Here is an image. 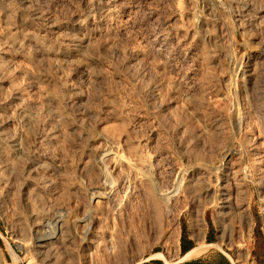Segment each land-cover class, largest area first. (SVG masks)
Instances as JSON below:
<instances>
[{
	"label": "rangeland",
	"instance_id": "374dc122",
	"mask_svg": "<svg viewBox=\"0 0 264 264\" xmlns=\"http://www.w3.org/2000/svg\"><path fill=\"white\" fill-rule=\"evenodd\" d=\"M263 49L264 0H0V264H264Z\"/></svg>",
	"mask_w": 264,
	"mask_h": 264
},
{
	"label": "bare ground",
	"instance_id": "6f19581e",
	"mask_svg": "<svg viewBox=\"0 0 264 264\" xmlns=\"http://www.w3.org/2000/svg\"><path fill=\"white\" fill-rule=\"evenodd\" d=\"M109 14V13H108ZM111 14V13H110ZM111 16V15H110ZM263 54H264V49H263ZM235 89H237V88H235ZM238 91V90H237ZM235 96V95H234ZM236 97H237V95H236ZM235 102V101H234ZM236 103V102H235ZM238 103V102H237ZM236 105V104H235ZM237 106H239V105H237ZM236 109V108H235ZM232 119H233V124L235 125V127H237V128H239L241 125H242V123H243V119H244V116H242L241 115V113H239V112H237V111H234V113H233V116H232ZM114 148V147H113ZM112 147H103V149H101L99 152H97L98 154H97V160L99 161V162H101L100 163V165H102L103 163H105V165H106V161H107V163L110 165V166H108V167H112V168H123V167H125V166H127L129 169H132V170H130V171H133V169L135 170L134 172H135V176L137 175V173H138V176L140 175V178H141V176L144 178H146V176H148L147 175V172H146V170L147 169H142L141 168V166H142V164H144V162L143 163H141V166H139L138 164H136V163H139V162H135V160H137L136 158H134V162L132 161V160H130L129 158H124V156H121V154L119 155L118 154V152H117V150L115 151V149H113ZM116 149H117V147H116ZM227 154V153H226ZM225 154V155H226ZM224 155V156H225ZM142 157V156H141ZM145 158H148V157H145ZM132 159V158H131ZM141 159V158H140ZM143 159V158H142ZM92 161V160H91ZM143 161V160H142ZM107 164V165H108ZM104 165V164H103ZM102 165V166H103ZM107 167V166H106ZM126 167V169H128ZM142 167H145L146 168V164L144 165V166H142ZM104 168V167H103ZM148 168V167H147ZM101 169V168H100ZM106 169V168H105ZM105 169L103 170L102 169V173H101V175H100V179H99V181H100V183L102 184V185H104V186H108V185H110L111 184V177H110V175L112 174L111 172H112V170L111 171H109V173H111L110 175H109V173L108 172H106L105 171ZM110 170L111 168H107V170ZM113 169V170H114ZM91 170V169H90ZM118 170V169H117ZM121 171V170H120ZM122 171H123V169H122ZM124 171H125V169H124ZM130 171H128V173H130ZM101 172V171H100ZM118 172H119V170H118ZM133 172V173H134ZM137 172V173H136ZM133 173H130V174H132V176H134L133 175ZM182 173V172H181ZM114 174V173H113ZM119 174V173H118ZM118 174H116V175H118ZM124 174V173H123ZM122 174V175H123ZM94 175V174H93ZM125 176V175H124ZM132 176H130V177H132ZM150 176V175H149ZM116 177V176H115ZM183 175L182 174H179L178 176H177V178L175 179V187L174 188H170L171 190H160V189H155L153 186H151V188L153 189L154 188V190H156V196L158 195L159 196V199H161V200H164V201H166L170 196H172V195H174V193L178 190V188H180V186L182 185V183H183ZM129 178V177H128ZM137 178V177H136ZM139 178V177H138ZM139 178V179H140ZM148 178V177H147ZM146 178V179H147ZM142 179V178H141ZM241 180V179H240ZM142 181V180H141ZM149 181H151V179L149 178ZM114 183V182H113ZM144 183H146V181L144 182ZM124 184V183H123ZM143 186V185H142ZM109 187V186H108ZM144 187H146V186H144ZM138 188V187H137ZM85 189H87V188H85ZM89 189H90V192H89V199L91 200V201H94V202H97L98 203V201H100L101 199H104L105 197H106V194H104L102 191L100 192V191H98L97 189H95V188H90L89 187ZM105 189V188H104ZM107 190L109 189V188H106ZM105 189V190H106ZM150 189V188H149ZM101 190H102V188H101ZM106 190V191H107ZM110 190V189H109ZM151 190V189H150ZM153 190V191H154ZM152 191V192H153ZM108 192V191H107ZM107 192H105V193H107ZM87 193V192H86ZM110 193V192H109ZM108 193V194H109ZM154 193H155V191H154ZM27 195V194H26ZM152 195V194H151ZM151 197V196H150ZM35 198V197H34ZM110 198V197H109ZM27 200H28V198H27ZM108 201V200H107ZM104 202V201H103ZM96 203V204H97ZM230 203V202H229ZM30 205V204H29ZM28 205V206H29ZM105 205V204H104ZM101 208V207H100ZM230 208V207H229ZM226 210V209H225ZM241 210H243V208L242 209H240V211ZM119 211V210H118ZM227 211V210H226ZM31 212V211H30ZM62 212V211H61ZM61 212L60 213H54V215L52 216V217H50V218H41L40 219V221L35 225V230H34V232L36 233V244H37V246L39 247V248H41V249H45V250H49L50 251V249L52 250V245H53V243L55 242V241H58L59 239H61L62 237H63V225H64V216L61 214ZM241 214H242V211L240 212ZM224 215V214H223ZM233 215V214H232ZM77 216V215H76ZM96 216V215H95ZM48 217V216H47ZM229 218V217H228ZM66 220V219H65ZM224 221V220H223ZM68 222V224L70 225V227H72L73 228V231L76 229V228H79V227H81L80 229H83V232H82V235L85 237L88 233H89V230H90V226H89V224H90V222H91V215L88 213V214H84L83 216H79V217H72L71 219H69V221H67ZM222 222V221H221ZM231 222V221H230ZM33 225H34V223H33ZM80 231V230H79ZM74 233H75V231H74ZM73 233V234H74ZM74 235H76V233L74 234ZM81 237V236H80ZM236 239V238H235ZM238 240V239H237ZM24 243H26V241L25 242H23V241H21V240H17L16 241V246L19 248V249H23V248H25V246H26V244H24ZM45 250L43 251V253L45 252ZM196 250V249H195ZM195 250H193V251H191L190 253H188L187 255H184L182 258H181V260L182 261H186L187 259H189L192 255H193V253H195L194 251Z\"/></svg>",
	"mask_w": 264,
	"mask_h": 264
},
{
	"label": "trees",
	"instance_id": "16d2710c",
	"mask_svg": "<svg viewBox=\"0 0 264 264\" xmlns=\"http://www.w3.org/2000/svg\"><path fill=\"white\" fill-rule=\"evenodd\" d=\"M189 249H191V246H188L187 248H184V247H183V248H182V251H183V253H184V252H186V251L189 250Z\"/></svg>",
	"mask_w": 264,
	"mask_h": 264
},
{
	"label": "crops",
	"instance_id": "0c3cea01",
	"mask_svg": "<svg viewBox=\"0 0 264 264\" xmlns=\"http://www.w3.org/2000/svg\"><path fill=\"white\" fill-rule=\"evenodd\" d=\"M193 250H195V249H193ZM193 250H191V251H193ZM191 251H189L188 253H190ZM188 253H186L185 255H187Z\"/></svg>",
	"mask_w": 264,
	"mask_h": 264
}]
</instances>
